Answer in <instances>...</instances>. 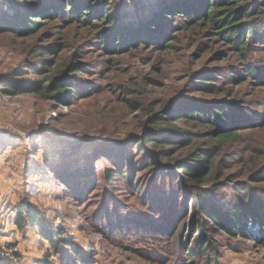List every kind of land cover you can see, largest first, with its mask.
Segmentation results:
<instances>
[{"label":"rangeland","instance_id":"rangeland-1","mask_svg":"<svg viewBox=\"0 0 264 264\" xmlns=\"http://www.w3.org/2000/svg\"><path fill=\"white\" fill-rule=\"evenodd\" d=\"M151 1L111 0L109 7L129 22L132 17L142 18ZM5 7L0 0V11ZM70 15L67 26L52 22L29 37L0 33V262L190 264L187 246L194 242L187 203H191V189L181 186L173 171L166 170L170 166L163 162L150 165L152 156L142 153L134 139L145 130L152 132L148 129L151 115L160 111L165 115L162 109H169L181 95L193 102L221 103L229 99L224 91L230 90L232 98L262 113L264 86L251 76L246 63L264 69V44L250 46L246 60L232 50L224 59L214 60L212 52L226 50V44L218 40L206 52L204 48L192 55L188 35L196 36L197 31L189 30L179 32L167 50L136 41L125 45L122 52L107 53L99 35L106 22L96 19L90 27H82L75 23L80 15ZM50 43L55 52L44 48ZM39 47L41 54L36 55ZM74 54L82 62L83 74L71 73L78 81V93L69 104L54 97L16 94L8 86L21 82L31 88L47 77L45 85L50 84L54 72L48 66L42 74L36 73L37 58L66 64ZM25 57L31 62L28 72L14 77ZM219 69L223 76L214 82L218 86L215 93L194 89L193 77ZM233 69L243 82L230 81ZM170 126L191 132L197 145L211 144L205 136L207 125L178 121L161 128ZM239 135L243 140L227 144V153L236 144L247 149L227 173L247 185L241 188L231 183L220 188L218 199L236 205L243 197L246 203L264 205V181L252 178L254 171L264 169V130L248 128ZM186 145L175 155L192 150V144ZM126 167L130 172L123 178L120 171ZM69 183L77 196L67 197ZM23 203L31 208L25 215L38 214L37 224L19 226ZM44 224L63 233L57 249L43 236ZM175 226L177 231L172 233ZM206 232L215 239L219 253L195 256L196 264H206L216 256L214 264H264V246L257 245L253 236L239 233L233 237L213 225ZM83 251L87 261L79 258Z\"/></svg>","mask_w":264,"mask_h":264},{"label":"trees","instance_id":"trees-1","mask_svg":"<svg viewBox=\"0 0 264 264\" xmlns=\"http://www.w3.org/2000/svg\"><path fill=\"white\" fill-rule=\"evenodd\" d=\"M3 1L6 7L0 11V33L9 32L18 37H29L45 29L52 22L67 26L66 21L72 20L70 14L74 13L80 15V20L73 22L82 23V27H90L96 19L106 22L105 28L99 30V35L104 46L108 47L107 53L122 52L125 47L135 44L136 41L156 44L159 48L167 50L172 41L177 39L179 32L189 30L197 31L196 36L188 35L190 38L188 48H194L192 55L202 52L204 48L206 52L218 40L226 44V50L212 52L214 60L224 59L231 50L246 60L248 58L246 53L252 48L250 46L255 43L264 44V0H154L151 1L150 8L144 10L142 18L132 17L129 22L119 17L122 14L120 11L110 9L111 0ZM149 14L150 17H147ZM259 20L261 21L258 22ZM63 29L66 30L65 27ZM61 35L65 36L64 33ZM201 37L206 39L202 40ZM126 39L128 41L125 43ZM54 46L50 43L44 48L50 53L55 50ZM40 54L41 47L36 51V55ZM24 60L25 63L19 67L14 77L24 76L28 72V64L31 65V62H28L26 57ZM37 60L36 73L42 74L48 66L54 72V75L50 76V84L45 85L49 79L47 77L31 88L21 82L8 86L16 94H37L43 99L54 97L63 104H69L66 102L78 93L76 92L78 81L71 73L83 74L82 62L77 61L75 54L72 61L66 64L40 57ZM246 67L251 71V76L264 86V69L260 70L249 63H246ZM219 71L221 73L205 71L193 77L194 89L201 93H215L218 86L214 82L220 74L223 76L222 70ZM230 72L229 79L233 84L245 80L237 70L233 69ZM224 92L229 99L221 103L199 100L193 102L192 98L182 95L174 98L176 101L169 109H162L165 115H161V111L151 115L148 129L151 128L149 130L152 132L148 133L145 130L134 139L136 147L143 148L142 153L146 151L148 156H152L149 160L150 165L163 162V166H170L166 170L173 171L181 186L191 189L192 195H189L191 203H187V209L191 208V240L194 242V246L192 244L189 246V243L187 246L192 260L190 264H196L193 260L195 256L209 252L219 253L214 246L215 239L206 232L207 226L210 225L233 237L239 233L253 236L257 245L264 246V205L261 202L256 204L258 201L246 203L243 197L235 202L236 205H230L226 199L222 201L218 199L220 188L230 187L232 184L238 187L247 185L245 182L241 184L233 180L234 175L227 173L233 164L242 158L247 148H240L241 145L236 144L227 153V144L240 143L243 138L239 132L244 129L264 130V110L262 113H255L240 99L232 98L233 91ZM178 121L207 125L205 136L211 140V144L197 145L192 139L193 134L181 127L161 128V125ZM186 142L193 145L192 150L175 155L179 149L187 146ZM148 144L152 145V148H148ZM170 162L174 164L171 165ZM129 170V167L122 169L120 176L125 178ZM254 172L253 180L264 181V169ZM63 183L67 182L63 179ZM71 184L67 185L69 198L77 196V190ZM194 196L197 198L194 199ZM27 209L31 212L30 204L23 203L19 211V226H22L23 222L37 224L38 214L30 213L27 216L24 214ZM41 228L43 236L57 249L58 241L64 240L60 229L49 224H44ZM176 231L175 226L172 233ZM136 250L147 254L146 251ZM79 256L83 261L88 260L86 251ZM216 260L217 256L210 257L206 264H214Z\"/></svg>","mask_w":264,"mask_h":264},{"label":"built area","instance_id":"built-area-1","mask_svg":"<svg viewBox=\"0 0 264 264\" xmlns=\"http://www.w3.org/2000/svg\"><path fill=\"white\" fill-rule=\"evenodd\" d=\"M6 250H14V249H6ZM0 264H4L3 262H0Z\"/></svg>","mask_w":264,"mask_h":264}]
</instances>
